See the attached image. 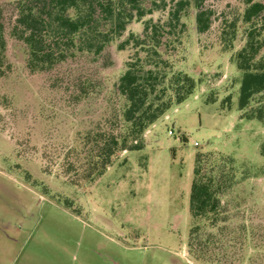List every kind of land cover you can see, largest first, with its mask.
<instances>
[{
	"label": "rangeland",
	"instance_id": "obj_1",
	"mask_svg": "<svg viewBox=\"0 0 264 264\" xmlns=\"http://www.w3.org/2000/svg\"><path fill=\"white\" fill-rule=\"evenodd\" d=\"M205 3L219 17L243 8L242 0ZM15 14L13 0H0L10 65L0 77V264H264V127L240 119L241 73L218 44L219 21L198 35L193 13L183 19L187 31L170 61L199 81L194 92L144 132L140 149L74 186L69 164L81 160L80 135L112 121L121 104L115 83L133 49L117 45L140 35L143 20L96 58L81 54L31 74L23 44L9 35ZM243 42L237 34L233 50ZM196 153L235 165V184L220 195L224 220L198 222L201 237L213 239L204 260L187 245Z\"/></svg>",
	"mask_w": 264,
	"mask_h": 264
},
{
	"label": "trees",
	"instance_id": "obj_2",
	"mask_svg": "<svg viewBox=\"0 0 264 264\" xmlns=\"http://www.w3.org/2000/svg\"><path fill=\"white\" fill-rule=\"evenodd\" d=\"M206 0H13L15 18L11 38L26 50L25 67L31 74L45 73L77 55L96 58L118 40L132 21H142L140 35L130 33L117 46L133 53L115 83L121 99L112 121H105L80 136L81 160L69 164L76 174L74 186L91 184L123 151L143 146V134L172 107L184 102L198 80L173 69L171 52L179 48L187 31L183 21L193 13L198 35L219 21L218 44L230 52V62L241 73L238 110L241 120H256L264 127V0H242L243 8L226 17L206 6ZM165 12L163 19L144 18ZM243 44L233 50L237 34ZM7 42L0 21V77L10 69ZM210 101V100H208ZM185 141L184 137L180 138ZM264 157V140L259 147ZM235 184L234 159L212 153H196L189 193V213L195 222L188 248L196 260H204L213 244L212 235L201 237L204 220L213 226L224 220L220 195ZM66 204H70L66 202Z\"/></svg>",
	"mask_w": 264,
	"mask_h": 264
},
{
	"label": "built area",
	"instance_id": "obj_3",
	"mask_svg": "<svg viewBox=\"0 0 264 264\" xmlns=\"http://www.w3.org/2000/svg\"><path fill=\"white\" fill-rule=\"evenodd\" d=\"M167 118V117H166ZM169 134H171L172 132L171 131H168ZM194 145H197V143L195 142Z\"/></svg>",
	"mask_w": 264,
	"mask_h": 264
},
{
	"label": "crops",
	"instance_id": "obj_4",
	"mask_svg": "<svg viewBox=\"0 0 264 264\" xmlns=\"http://www.w3.org/2000/svg\"><path fill=\"white\" fill-rule=\"evenodd\" d=\"M149 132V130H147V132L146 133H148Z\"/></svg>",
	"mask_w": 264,
	"mask_h": 264
}]
</instances>
